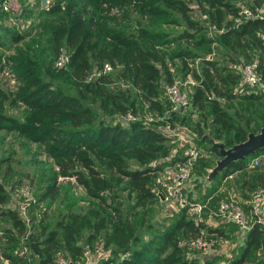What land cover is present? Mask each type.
<instances>
[{
  "label": "trees",
  "instance_id": "1",
  "mask_svg": "<svg viewBox=\"0 0 264 264\" xmlns=\"http://www.w3.org/2000/svg\"><path fill=\"white\" fill-rule=\"evenodd\" d=\"M263 1L245 2L254 6ZM193 2L205 14L203 21L192 17L190 3ZM239 2L49 0V4L42 7L48 15L63 16L52 28V49L58 55L60 47L65 46L69 60L64 66L52 70L48 78L34 61L23 66L21 72H25L28 84L22 88L18 99L29 108L25 118H17L6 111L10 94L0 83V133L5 130L17 131L33 141H46L50 151L59 157L58 171L53 174L40 198H55L58 193L57 177L70 176L84 187L95 203L83 213L68 211L53 226L43 224L37 230L35 218L30 212L31 204L28 207V223L16 206L5 205L9 190L0 180V216L7 217L11 224L1 230L6 240L2 241L0 234V241L4 244L0 257L7 264H30L26 259L28 255L35 257L36 264H56V253L63 249L68 250L70 258L77 262L85 251L79 242L84 230L88 231L84 241L90 244L102 235L103 249L108 251L104 258L94 264H249L257 258V251H264V224L254 221L248 230L239 234L235 224L226 222L234 225L242 238L237 252L221 263L210 256L202 259V256L188 257L187 252L191 249L189 240L204 233L203 229L207 228L206 212L205 218L195 223L185 208H179L175 218L146 236V230L152 225L147 224V229H142L143 221L137 220L135 211L153 199L164 201L152 190V185L156 171L162 166L159 159L167 155L172 147V136L160 126L172 120L160 115L164 111V104L159 95L164 85L172 82L169 61L173 56L189 55V50L169 54L163 48L166 32L149 28L140 21L132 28L123 21L132 20L130 9L156 17L160 22L177 23L178 18L170 16L174 13L185 24L179 34L180 39L185 42L194 40L197 45L208 47L218 42L233 52L240 49L246 55L255 53L254 56L260 58L258 66L264 73V61L259 56L264 54V45L259 37V32L264 31V19L250 17L236 24L234 18L238 15ZM124 5L126 9L122 12V20H116L108 33L96 28L98 24L105 25L109 17L114 18L108 15L112 7L120 9ZM8 13L17 14L0 8V48L8 40L18 42L27 36L25 31L2 22L1 19ZM208 30L214 33L209 34ZM201 60L200 70L191 71L196 84L191 93L190 106L201 117L195 122V130L202 139H209L211 133L204 131L202 114L208 108L211 132L215 138H225L226 146L244 140L248 129L243 125L233 127L228 111L230 101L236 97L234 88L240 83V73L220 66L215 59L201 57ZM104 62L111 64L115 76L128 82L129 88H111L108 72L87 79L90 71ZM3 63L0 49V69ZM183 66L187 67L184 58ZM55 78L67 82L73 91H68ZM131 89H135L136 95L147 102L148 107L154 109L153 115L159 118H136L128 122L119 119V115L128 110L137 111ZM258 95H264V91L250 92L248 96ZM97 109L107 113L99 114ZM181 122H184L183 118ZM211 147L218 152L215 145L211 144ZM262 152L264 147L256 149L244 159L231 162L215 179H225L236 171H245L247 160ZM244 182L248 183V180ZM121 183H125V189L134 197V203L126 211L110 202L105 194ZM256 185L264 187V172L256 176L251 188ZM216 204L210 208H215ZM245 208L248 210L249 206L245 205ZM41 222L42 219H39L38 223ZM220 223L217 227L208 226V230L227 236L225 223ZM21 236L26 238V242L19 248L27 247L23 256L15 252ZM258 261L264 264V259Z\"/></svg>",
  "mask_w": 264,
  "mask_h": 264
},
{
  "label": "rangeland",
  "instance_id": "2",
  "mask_svg": "<svg viewBox=\"0 0 264 264\" xmlns=\"http://www.w3.org/2000/svg\"><path fill=\"white\" fill-rule=\"evenodd\" d=\"M236 1V0H234ZM245 2L246 0H240ZM19 11L17 14L8 13L2 20L5 24H11L16 26L27 33V36L18 41L12 42L8 40L4 47L0 48L3 52V66L0 69V83L10 94V100L7 102L6 111L17 118H25L29 111V108L22 101L18 99V96L22 92V88L27 86V79L23 66H27L29 61L36 62L41 68L45 78L49 77V73L52 70H57L58 67L55 65L56 52L52 49L51 31L58 20L63 18L60 14L48 15L44 12L42 7L49 4L47 0L46 5H42V0H18ZM192 6V17L194 19L204 20L205 14L199 11L196 3H190ZM2 7V2L0 4ZM0 7V8H1ZM126 9V6L120 8V13L112 14L108 13L109 17L105 25H97V29H102L103 32L108 33L116 20H122V12ZM177 19V23L160 22L158 18L152 17L148 14H140L135 10L130 9V16L132 18L125 24H130L134 28L135 24L140 21L142 24L154 30H163L166 32V41L163 48L168 50L169 54H174L179 50H189V55L185 56H173L170 62V70L172 72V82L177 80L180 82L181 88L186 92L189 99L191 100V93L196 84L191 71L192 69L200 70L201 57L207 59H215L218 61L220 66H227L233 72L239 73L240 64L245 61H255L256 56L252 53L246 55V53L240 49L236 51L227 50L221 46L218 42L211 43L208 45H197L196 42L189 41L185 42L179 38V34L185 28V24L180 21L176 14L172 13ZM131 22V23H129ZM209 29V28H208ZM209 34L214 33L213 30L207 31ZM257 54H259L257 50ZM252 55V56H250ZM261 60L264 61V54L260 55ZM55 58V59H54ZM183 58L186 61L187 67L183 66ZM257 64L260 62V58L257 57ZM94 69V68H93ZM92 69V70H93ZM90 71V73L92 72ZM114 69H111L107 74L110 77L109 86L114 89H126L129 88L128 82L117 78L114 74ZM89 73V74H90ZM61 83L68 91H73L67 82L61 79L55 78ZM171 83V82H170ZM166 83L164 88L160 91L159 98L164 104V111L160 114L162 117L167 118L171 122H167L165 126L160 128L166 132H171L173 127L177 130L191 129L190 133L194 138V142L198 147V157L194 163L192 174L199 175L194 181L199 185V180L205 179L206 183L210 186L206 191L204 189H198V199L205 201L207 207L206 219L210 217L209 213L210 206L218 201L225 198H237L242 197L249 198L253 192L258 189L264 188L255 186L251 188V184L255 182L256 176L260 172H264V152L250 157L247 160V169L245 171H238L228 176L226 179H212L206 178L212 167L215 165L216 160L220 158V154L217 151L212 150V140L222 141L225 143V138H215L212 134V130L209 123V110L206 108L204 111V131L208 133L210 131L209 139H202L201 134L195 130L194 125L200 113L196 110L193 113V106L181 107L173 109L174 105L171 102L167 92ZM236 97L230 101L228 111L232 116L233 127L243 125L248 131H259L264 127V95H258L256 97L248 96L250 91L244 85H237L234 88ZM131 96L135 100L136 116L140 119L150 120V116L153 115V110L148 107L147 102L143 101L136 95L135 89H131ZM99 114H106L100 109H97ZM175 112V113H174ZM194 114V116H193ZM107 118H110L107 115ZM173 118V119H171ZM183 118L184 122H181ZM194 128V129H193ZM194 130V131H192ZM173 132V131H172ZM198 133V134H197ZM172 136V149L179 146V141L176 140V135ZM226 145V143H225ZM230 146V145H229ZM218 150V149H217ZM59 157L54 152L50 151L46 141H33L27 135L21 134L17 131H3L0 133V180L4 182L9 190V198L5 205L15 207L14 199L16 191L23 185L29 184L34 202L31 203L30 212L31 216L34 217L36 229L43 224L47 226H53L55 221L60 218L63 214L68 211H75L79 213L85 212L89 206L95 203L85 191L84 187L80 185L74 177L70 176H58L56 180L57 196L55 198H40L44 192L48 182L52 180L53 174L58 171L57 161ZM257 160V163H255ZM99 166V165H98ZM248 180L247 182H244ZM252 180V181H251ZM212 181V182H211ZM203 185V184H202ZM196 186V187H197ZM263 194H264V189ZM108 200L115 205L120 206L124 211L129 209L134 203L133 193L129 195V191L125 189V183L117 185L110 193L106 192ZM209 196V198H207ZM14 197V198H13ZM207 210V211H206ZM137 220L143 221L142 229L146 230L147 224H151L152 228L146 230V236L151 232L158 231L160 228L170 222L179 212V207L172 200H158L153 199L145 206H139L135 209ZM5 216H0V234L1 240H6L3 236V228L10 226V221ZM205 218V217H204ZM213 218V217H210ZM39 219H42L41 223H38ZM216 220V219H215ZM208 221V220H206ZM219 221V220H217ZM208 223V222H207ZM225 226L231 225L226 222ZM221 224V223H220ZM29 224L28 226H30ZM211 223H209V226ZM227 236H222L217 233L211 235L207 228H204V236L209 238L211 235L214 239L213 250L205 254L204 256L215 257L217 263H221L226 257L232 256L234 252L239 250V244L237 238L233 236L234 227L231 225ZM228 228V229H229ZM2 230V231H1ZM87 230L83 231L82 236L79 238V242L83 244L84 249L90 245V252L88 259L84 255L77 258L79 264H94L104 258L105 251L103 249V236H98L90 244L85 240ZM25 237H20L19 242L15 246V252L18 250L21 244L26 242ZM0 241V250L4 246L3 242ZM66 256L71 257L70 252L66 249L61 250ZM188 252H192L189 249ZM187 252V253H188ZM257 258L249 264H261L258 260L264 259V251H257ZM30 261V264H36L35 257L28 255L26 258ZM0 264H7V261L0 257Z\"/></svg>",
  "mask_w": 264,
  "mask_h": 264
},
{
  "label": "built area",
  "instance_id": "3",
  "mask_svg": "<svg viewBox=\"0 0 264 264\" xmlns=\"http://www.w3.org/2000/svg\"><path fill=\"white\" fill-rule=\"evenodd\" d=\"M238 15L234 18L236 24H240L243 19L250 17H258L264 19V1L260 4L251 6L246 2L240 1ZM2 8L11 12L19 11L18 0H3ZM110 13H120V9L112 7ZM259 37L264 45V31L259 32ZM69 60V52L65 46H61L55 65L57 67L64 66ZM255 61L245 60L240 64V83L246 86L250 91H264V73ZM112 69L109 62H104L101 66H96L87 76L91 79L102 73H107ZM166 92L174 105V108L187 107L191 104L186 92L181 88L180 82L174 80L166 86ZM223 99V98H222ZM158 116L151 115L150 120L156 119ZM138 118L132 110L119 115V119L128 122ZM159 118V117H158ZM173 131V132H172ZM191 129L177 130L176 127L168 132L170 135H176L179 146L172 149L167 155L159 159L162 166L156 171L155 182L152 190L161 196L163 200H172L179 208H185L187 213L193 218L195 223H199L204 219V210L207 207L205 201L196 197H189L185 192L186 184L192 176L194 163L198 157V147L190 133ZM257 163V160H255ZM207 178V176H206ZM264 188L258 189L249 198H225L217 202L215 208L210 210V215L220 222H231L238 228V232L243 233L248 230L251 224L256 221L264 224ZM15 206L19 210L25 221L29 222L28 207L34 202V197L30 190L29 184H23L15 193ZM245 205L249 206L247 210ZM213 238L204 236V233L189 240L192 252H188V257H201L213 250ZM18 254L23 256L27 252V247L22 246L17 250ZM90 247L87 246L84 251V257L88 259ZM105 251L102 256L107 255ZM56 264H79L74 262L63 252L58 251L55 256Z\"/></svg>",
  "mask_w": 264,
  "mask_h": 264
},
{
  "label": "water",
  "instance_id": "4",
  "mask_svg": "<svg viewBox=\"0 0 264 264\" xmlns=\"http://www.w3.org/2000/svg\"><path fill=\"white\" fill-rule=\"evenodd\" d=\"M46 4L47 0H42V5ZM212 144L217 147L220 158L216 160L215 165L207 174L209 180L216 178L218 173L231 162L244 159L249 154L254 153L256 149L264 147V127L257 132H248L247 137L244 140L233 143L230 146H226L222 141L215 140H212Z\"/></svg>",
  "mask_w": 264,
  "mask_h": 264
},
{
  "label": "crops",
  "instance_id": "5",
  "mask_svg": "<svg viewBox=\"0 0 264 264\" xmlns=\"http://www.w3.org/2000/svg\"><path fill=\"white\" fill-rule=\"evenodd\" d=\"M192 113L194 112V111H191ZM193 116H194V114H193ZM236 172H238V171H236ZM235 173V172H234ZM233 174V173H232ZM231 174V175H232ZM230 176V175H229ZM200 176L199 175H195V174H192V176H191V178H190V180L187 182V184H186V190H185V192H186V194H187V196H189V197H196L197 199H198V192H197V188L198 189H204V188H206V186H207V188H209V186H210V184L209 183H206L205 181V179H201V180H199V185L197 186V184L195 183V179L196 178H199ZM228 177V176H227ZM226 177V178H227ZM225 178V179H226ZM203 184V185H202ZM197 186V187H196ZM206 188V191L208 190ZM209 196L210 195H208V197L207 198H209ZM14 198V197H13ZM242 199V198H241ZM15 202H16V200L14 199V204H15ZM209 215H210V213H209ZM210 217H212L211 215H210ZM207 218L206 220H208L207 222V226H209V223H211V225H210V227H217V225H218V223H220V221H217V220H215L214 218ZM232 225V224H231ZM231 225H228V226H225L224 225V227H225V230H226V232L227 233H229V230H230V226ZM233 227H234V229H235V226L234 225H232ZM229 228V229H228ZM216 232H213V231H211V235H214ZM238 232H237V230H234L233 231V236L235 237V238H237V240H238V244L240 245L241 243H242V238L240 237V235L239 234H237ZM211 235H209V237H212Z\"/></svg>",
  "mask_w": 264,
  "mask_h": 264
}]
</instances>
